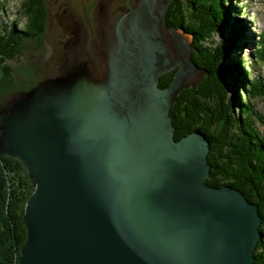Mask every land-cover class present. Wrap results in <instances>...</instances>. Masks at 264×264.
Returning a JSON list of instances; mask_svg holds the SVG:
<instances>
[{"label":"water","instance_id":"1","mask_svg":"<svg viewBox=\"0 0 264 264\" xmlns=\"http://www.w3.org/2000/svg\"><path fill=\"white\" fill-rule=\"evenodd\" d=\"M172 1L137 0L116 20L101 78L78 66L0 110V155L33 188L16 264H254L257 204L205 182L204 134L174 139L170 108L197 66L172 27L186 57L165 56Z\"/></svg>","mask_w":264,"mask_h":264},{"label":"trees","instance_id":"2","mask_svg":"<svg viewBox=\"0 0 264 264\" xmlns=\"http://www.w3.org/2000/svg\"><path fill=\"white\" fill-rule=\"evenodd\" d=\"M226 1L173 0L169 5L168 24L190 35L191 59L204 72L202 79L179 91L169 114L175 140L198 130L209 141L210 173L205 182L230 185L257 204L262 236L254 249V264H264V116L254 102L264 97V80L241 67L244 61L229 62L242 28L231 19ZM19 7L24 22L5 23L0 0L2 64L15 57L26 40L38 41L45 30L46 0H22ZM227 28L231 36L215 42V33ZM254 55V63L264 62V43L257 44ZM7 73L0 71V89L8 88ZM172 79L171 72L161 74L159 86L169 85ZM32 189L20 161L0 155V264H16L20 257L26 238L23 206Z\"/></svg>","mask_w":264,"mask_h":264},{"label":"rangeland","instance_id":"3","mask_svg":"<svg viewBox=\"0 0 264 264\" xmlns=\"http://www.w3.org/2000/svg\"><path fill=\"white\" fill-rule=\"evenodd\" d=\"M22 0H1L4 2V11L1 12L2 19L5 23H10L13 20L24 22V16L20 12V3ZM50 0H47L49 3ZM75 5V10L79 14L84 12V7L89 13V6L96 10L94 0H71ZM226 4L230 6L231 19L239 21L242 28V34L236 40V46L232 49L229 62L241 61L245 63L241 67L250 71V75L256 76L264 80V62H253L255 55L254 50L258 43H264V0H227ZM53 9L49 7V15L47 17L46 30L38 41L26 40L20 47L19 52L15 57L7 60L5 63H0V71L8 70L6 75V86L0 89V110L8 112L9 107L20 98V96L30 91L39 81L47 78H53L58 75H63L69 71L66 68L69 62L74 58L81 59L80 55H69L68 62H64L67 58L63 54H59L60 46L55 48L54 38L58 35L53 19ZM90 17V15L88 16ZM231 31L227 28L218 33H215L213 40L227 39L231 35ZM187 42H190V35L184 33ZM169 40V44L172 45ZM175 44V42H174ZM191 47V44H190ZM190 54L192 47L190 48ZM170 57V56H169ZM186 57V54H182ZM181 58V57H180ZM67 65V66H66ZM97 70V69H96ZM95 76L101 78L98 73ZM204 72L196 70L195 74H191L190 85H194L202 79ZM4 86V84H3ZM240 85L238 92L241 91ZM255 108L264 116V97L254 100ZM238 115V109H235ZM264 128V127H262ZM5 156V155H2ZM9 157V156H8ZM13 158V157H11ZM15 159V158H14ZM30 182V181H29ZM32 186V185H31Z\"/></svg>","mask_w":264,"mask_h":264},{"label":"flooded vegetation","instance_id":"4","mask_svg":"<svg viewBox=\"0 0 264 264\" xmlns=\"http://www.w3.org/2000/svg\"><path fill=\"white\" fill-rule=\"evenodd\" d=\"M94 3L96 10L91 9L90 5L89 13L87 8L84 7V12L79 14L76 12L75 5L72 4L71 0H50L49 3L46 0V22L49 15V7H51L53 9L52 15L57 30L56 33L58 34L54 38L55 48L60 46L59 54L61 53L67 57L64 62H68L69 55H80L82 57L81 59L74 58L67 64L68 66L66 65V68L69 69L67 73L74 71L78 66L85 65L93 74L98 73L102 77L105 72L104 54L108 41L115 35V22L120 16L130 12L136 5L137 0H94ZM89 15L90 17H88ZM165 21L166 25L159 26L160 40L166 46L165 56L171 62L178 61L182 58L184 52L177 50L176 44H174L175 37H173L169 29L171 27L175 28L183 37L184 32L179 27L170 26L166 16ZM169 40L173 42L172 45L169 44ZM161 59L160 61H162ZM170 72L174 74V70L167 73ZM195 73L196 71L189 74L187 86L190 83L191 74Z\"/></svg>","mask_w":264,"mask_h":264}]
</instances>
